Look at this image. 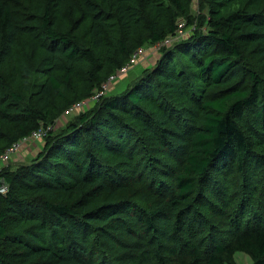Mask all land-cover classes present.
I'll return each mask as SVG.
<instances>
[{
	"label": "trees",
	"instance_id": "1",
	"mask_svg": "<svg viewBox=\"0 0 264 264\" xmlns=\"http://www.w3.org/2000/svg\"><path fill=\"white\" fill-rule=\"evenodd\" d=\"M199 1L0 0V157L87 102L0 167V264H264V0Z\"/></svg>",
	"mask_w": 264,
	"mask_h": 264
},
{
	"label": "rangeland",
	"instance_id": "2",
	"mask_svg": "<svg viewBox=\"0 0 264 264\" xmlns=\"http://www.w3.org/2000/svg\"><path fill=\"white\" fill-rule=\"evenodd\" d=\"M194 13L196 15H199L203 12L200 10V1L194 0ZM183 24V23H182ZM193 28L186 29L181 33L180 36L187 37V34L191 32ZM179 36V37H180ZM159 45L152 48H146L143 55L135 62L137 65L133 68V70L127 69L124 71V73L121 75L122 81H120L121 85L120 87H124L127 83V81H132L134 78L138 77L141 74V69L145 66H150L155 63L156 59H158L160 53H158ZM110 88V87H109ZM120 88V89H121ZM119 89V90H120ZM82 110H84L83 107H76L74 110H70L67 113H65L61 119H58L56 122L57 124L54 126L55 130H58L60 126H63L65 123H67L69 120H72L75 118V115L80 113ZM44 138H32L28 142H26L18 151L17 153L13 154L8 161H5V163H1V167L5 164H9L10 162H19V161H25L26 159H30V157L36 155L39 151L42 150V147L44 145ZM25 158V159H24ZM236 259L240 264H252V259L250 255L243 253L241 251H237L236 253Z\"/></svg>",
	"mask_w": 264,
	"mask_h": 264
},
{
	"label": "built area",
	"instance_id": "3",
	"mask_svg": "<svg viewBox=\"0 0 264 264\" xmlns=\"http://www.w3.org/2000/svg\"><path fill=\"white\" fill-rule=\"evenodd\" d=\"M167 42H169V40H167ZM142 49L141 50H139L138 52H136L135 53V55L133 56V58H132V62H136L139 58H140V56H141V54H142ZM128 69V66H126V67H124L123 68V70H122V73H124V71L125 70H127ZM114 78H116L115 76H112L110 79H109V81H108V83H106V84H104L103 85V88H104V90H102V91H99V92H97V94L94 96V98H98L99 96H101L102 94H104L109 88V84H110V82L114 79ZM85 103H87V102H82V103H80V104H78V105H76L77 107H83L82 105H84ZM54 126H49L48 128H42V129H40V130H38V131H35L31 136H25L24 138H22V139H20V140H18L17 142H15V143H13V145L12 146H10L2 155H1V157H0V161L4 164L5 163V161H8V159L13 155V154H15V153H17V151L26 143V142H28L30 139H32V138H41L42 136H44V134L47 132V130H50V129H52ZM1 191L2 192H5V191H7V189H8V184L6 183V182H4L3 181V183H2V186H1Z\"/></svg>",
	"mask_w": 264,
	"mask_h": 264
},
{
	"label": "crops",
	"instance_id": "4",
	"mask_svg": "<svg viewBox=\"0 0 264 264\" xmlns=\"http://www.w3.org/2000/svg\"><path fill=\"white\" fill-rule=\"evenodd\" d=\"M1 163H2V162L0 161V167H1Z\"/></svg>",
	"mask_w": 264,
	"mask_h": 264
}]
</instances>
